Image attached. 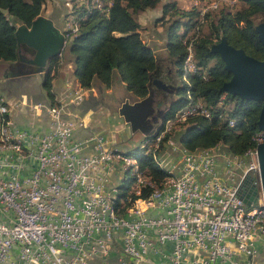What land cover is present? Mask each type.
Returning <instances> with one entry per match:
<instances>
[{"label":"built area","instance_id":"built-area-1","mask_svg":"<svg viewBox=\"0 0 264 264\" xmlns=\"http://www.w3.org/2000/svg\"><path fill=\"white\" fill-rule=\"evenodd\" d=\"M210 2L196 0L192 8L202 17ZM111 6L107 0L106 12ZM63 32L68 40L74 35ZM188 65L196 69L193 50ZM76 95L82 100L81 92ZM30 109L48 114L49 129L18 130L12 122L13 135H23L30 150L6 142L0 148V264H247L243 258L257 253L264 217L253 219V209L264 205L262 190L251 207L239 197L249 176L259 189L257 151L247 160L223 152L185 157L175 141L164 154L178 173L171 192L137 206L128 219L112 221L108 206L117 184L111 174L121 173L120 161H125L117 147L99 134L77 140L75 132L85 122L64 119L59 106ZM194 111L210 118L203 101ZM177 117H186L185 108ZM119 247L120 256L112 260Z\"/></svg>","mask_w":264,"mask_h":264},{"label":"trees","instance_id":"trees-1","mask_svg":"<svg viewBox=\"0 0 264 264\" xmlns=\"http://www.w3.org/2000/svg\"><path fill=\"white\" fill-rule=\"evenodd\" d=\"M50 1L0 0V62L19 61L15 35L17 28H31ZM112 1L108 12L79 7L77 4L71 11L70 15L79 22V31L71 35L61 56L50 62L48 72L44 75V89L52 106H59L52 91V81L60 61L71 56L75 65L74 75L83 90H91L96 86L110 90L118 81L127 85L132 97L142 100L149 96L151 78L167 83L177 79V84L180 83L176 90L177 97L168 102L166 120L174 118L177 112L197 100L205 103L210 118L197 115L180 124V130L176 129L164 140L160 153L164 151L170 137L191 152L221 147L233 156L242 157L255 149L253 138L259 132L258 122L263 104L242 101L239 97L221 93V88L231 80L232 74L225 69L220 56L213 54L211 49L222 37H226L232 47L262 60L264 46L256 32V16H264V1L238 0L237 5L240 7L235 11L236 6H225L204 18L197 9L185 10L176 1L168 2L163 5V15L159 19V22H166V58L162 60L155 49L144 42L139 16L157 9L163 0ZM204 24L209 28L208 35H204ZM196 30L199 35L185 41L187 35ZM191 45L197 70L187 74L186 82L185 61ZM21 50L23 55H34V51L26 46H22ZM155 90L159 100L157 106L161 108L166 105L167 93ZM231 122L235 125L231 126ZM147 141L144 138L138 148L127 154L136 158L144 174L151 177L156 188H161L168 173L160 168L153 151L145 154L142 145ZM134 184L135 177L129 171L125 172L113 200L121 217L131 207L128 198ZM151 193L152 189L149 188L144 191L143 197L148 198Z\"/></svg>","mask_w":264,"mask_h":264},{"label":"crops","instance_id":"crops-1","mask_svg":"<svg viewBox=\"0 0 264 264\" xmlns=\"http://www.w3.org/2000/svg\"><path fill=\"white\" fill-rule=\"evenodd\" d=\"M175 1L177 5L178 1L181 2L182 9L189 10L191 0L188 2L187 0ZM50 2H52V7L44 16L52 19L60 29L64 28L65 25L63 19H61V13L65 12L63 0H52ZM167 3L168 1L162 3L155 10L142 13L139 18L146 17L147 19V17L153 16L156 17L157 22L163 15V5ZM139 23L142 25L140 20ZM161 23H156L158 25H154L152 28L142 27L140 33L144 42L154 48L156 53L162 50L165 55L167 41L165 28L158 27ZM148 30L150 31L149 34H143L147 33ZM146 35L148 39L145 38ZM23 56L30 57L27 53H24ZM20 65L19 61L16 63L0 62V93L10 103V117L14 128L45 133L49 129L48 114L46 112L35 113L30 109L31 106L39 104L52 106L44 89L45 76L27 75L28 71L17 72L16 68ZM74 69L75 65L71 56L61 60L57 74L52 81V91L55 94L59 108L63 112L64 119L83 120L85 122V127L76 130L75 138L86 140L94 134H99L103 135L112 147L120 148L126 152L138 148L143 143L144 136L139 132L133 134L130 126L119 115V110L126 100L139 101L132 97L127 85L117 81L110 90H105L101 86H96L91 90H83L74 75ZM78 91L82 93V100L77 99L76 93ZM175 97H177V94ZM124 133L128 134L126 140L120 138V134ZM121 174L122 176L118 173L111 174L112 184H116L120 179L122 180L125 174L122 168ZM118 256H120V247L116 248V251L111 255V259L116 260ZM243 259L247 264H264V238L258 240L255 256L252 258L244 257ZM90 264H99V262L98 260H92Z\"/></svg>","mask_w":264,"mask_h":264},{"label":"water","instance_id":"water-1","mask_svg":"<svg viewBox=\"0 0 264 264\" xmlns=\"http://www.w3.org/2000/svg\"><path fill=\"white\" fill-rule=\"evenodd\" d=\"M256 32L264 46V23L256 26ZM15 35L19 46V62L31 67L27 75H46L50 62L61 56L68 43L62 29L44 14L33 22L31 28L18 27ZM22 46L33 50L34 55L24 57ZM211 51L220 56L225 63V69L232 74L231 80L221 88V93L239 97L242 101L262 103L258 127L259 131H264V58L257 60L248 56L244 50L232 47L226 37H222ZM170 88L169 83L151 78L148 97L136 102L126 100L122 104L119 115L130 126L133 134L139 132L146 140H152L159 135L166 121V110H157L155 89L166 92ZM257 153L264 200V144L258 146ZM254 181L255 178L249 176L239 192L240 199L248 207L256 205L260 198L259 189Z\"/></svg>","mask_w":264,"mask_h":264},{"label":"bare ground","instance_id":"bare-ground-1","mask_svg":"<svg viewBox=\"0 0 264 264\" xmlns=\"http://www.w3.org/2000/svg\"><path fill=\"white\" fill-rule=\"evenodd\" d=\"M73 1L74 0H71L70 2L67 3V4L72 3L73 8L75 7L76 4H78L79 7L85 6L87 9H98L103 12L107 11V0H82V1L77 0L76 2ZM191 3L193 7H196V0H191ZM237 3L238 0H211V2L205 6V12L202 18H204L209 13L220 10L224 6L229 8H234L237 5ZM78 31H79L78 21L73 25V27L68 26V28L66 29V32L71 34H77ZM189 50H193L192 45L190 46ZM184 70L186 73L184 80L186 82H187V74L193 73L197 70V69H190V66L188 65V57L185 61ZM189 98L191 99L190 94H189ZM201 101L202 100H197L196 102L191 103L185 107L186 117H177L175 119L171 118L166 120L159 135L156 138L152 139L151 141L148 140L142 146V149L145 151V154L147 155L151 151H153L155 159L158 165L160 166V168L168 173V177L166 178L161 188H156L155 184L152 182L151 177L144 174V172L141 170L139 161L136 158L129 156L126 151L117 148V155L120 158L125 159V161H120V167L122 168L124 173L129 171L131 172L132 176L135 177V184L132 187L130 194L132 193V191L135 192L130 202L131 207L127 209L126 215L121 217L118 215L113 202V200L116 198V194H117L116 191V194L113 197L112 202L108 206V215L112 221H120V219H128L136 214L137 206H143L146 203H152V201L155 200L156 198H163L167 195V192H171L172 185L178 182V173L174 172L173 169L166 164V162L164 161V154L167 150H169L172 147V145L175 143L176 140L173 137H170V139H168L166 143V147L164 151L160 153L159 150L164 140L168 136L172 135L180 124L187 122L190 118L197 115L206 117V115L202 111H194V110H200ZM203 108L205 113H209L204 102H203ZM183 109H181L175 115H181ZM10 113H11V106L9 101L4 95H0V148H3L6 142L7 144L18 145L19 148H22L23 150H30V142L26 140V138L23 135H13L12 119L10 117ZM234 125L235 124L231 122V126ZM160 138H162L160 143L154 146L155 142L158 141ZM253 141L256 144V148L250 150L246 155L242 157L233 156L229 152L223 151L221 147L210 150L191 152L188 149L184 148L183 146L179 145V143L176 141V148H178L180 154L185 157H197L203 154L223 152L226 157H230L231 159L247 160L251 158V155L255 151H257V148L260 144H264V131H259L254 136ZM157 152H159V154ZM142 176H144V180L140 183V179ZM258 186H259V190H262L260 175L258 176ZM149 188L152 189V193L148 198H144L143 197L144 191ZM261 217H264V205H256L253 209V219H260ZM259 227L264 228V218H262V220H259Z\"/></svg>","mask_w":264,"mask_h":264},{"label":"rangeland","instance_id":"rangeland-1","mask_svg":"<svg viewBox=\"0 0 264 264\" xmlns=\"http://www.w3.org/2000/svg\"><path fill=\"white\" fill-rule=\"evenodd\" d=\"M71 0H63V7H64V10H65V12H63V13H61L62 14V17H61V19H63V22H64V28L62 27L61 29H62V31H65V29H67L68 28V26L69 27H73V25L77 22V21H75V19L70 15V13L71 12H69L70 10H68L67 8H66V6H65V4H67L68 2H70ZM77 0H74L73 2H76ZM166 1H175V0H163V2L162 3H164V2H166ZM189 0H187V2H188ZM52 2H49L46 6H45V8H44V11H43V14H47V12L51 9V7H52V4H51ZM72 4V3H71ZM189 4V3H188ZM78 5V4H77ZM178 6H180V8H182L181 7V2L180 1H178ZM193 7V5H192V3L190 4V6L188 7L189 9H191ZM225 7V6H224ZM224 7H222V8H224ZM238 7H240V5L238 4V5H236V8H234V10L233 11H235ZM221 8V9H222ZM193 9H196V8H193ZM67 10V11H66ZM60 14V15H61ZM139 20H140V22L142 23V27H147V28H152L154 25H158V24H156V23H161V21L159 22V20L156 22V17H153V16H150V17H147V19H146V17H142V18H139ZM264 21V16L263 15H257L256 16V23H257V25H259V24H261V23H264L263 22ZM165 25H166V22H163V23H161V24H159V26L158 27H163V28H165ZM209 30V28H208V26H205V24H204V27H203V32L204 33H206V34H204V35H208V30ZM150 33V31L148 30V32L147 33H143V34H149ZM199 34H197V30L196 31H192V32H190L188 35H187V37H186V39H185V41H187V40H193V39H195L196 38V36H198ZM203 35V34H202ZM148 36L146 35L145 36V38H147ZM148 39V38H147ZM157 55L159 56V58H161V60L162 59H164L165 58V55H164V53L162 52V50L161 51H159V52H157ZM161 64H163L164 65V63H162V61H161ZM212 64H214V63H212ZM165 66V65H164ZM171 69V68H170ZM169 75V74H168ZM171 90H173V89H171ZM160 99V98H159ZM163 99V98H162ZM167 101H169V103L170 102H172L173 100H175V98H174V92L173 91H170V92H168V95H167ZM159 100H158V98H157V102H158ZM165 107V105L161 108V109H163ZM180 130V128L178 127L177 128V130L176 131H179ZM127 133H124V134H120V138L122 139V140H126V137H127ZM139 135V134H138ZM123 174V173H122ZM122 174L121 173H119L118 175H121L122 176ZM120 180H118L117 182H116V184L117 185H119V182Z\"/></svg>","mask_w":264,"mask_h":264},{"label":"flooded vegetation","instance_id":"flooded-vegetation-1","mask_svg":"<svg viewBox=\"0 0 264 264\" xmlns=\"http://www.w3.org/2000/svg\"><path fill=\"white\" fill-rule=\"evenodd\" d=\"M31 70V67L30 66H24V64L22 65H20V66H18L17 68H16V71L17 72H27V71H30ZM170 85H171V88H170V90L169 91H166V93H167V95H168V92H170V91H173L174 92V97L176 96V90H177V86H179V84L180 83H178L177 84V79H175L174 81H172V82H170L169 83ZM171 89H173V90H171ZM168 102L169 101H165V103H166V105H165V107L163 108V109H161V108H159L158 106H157V110L158 111H160V110H166L167 111V109H168Z\"/></svg>","mask_w":264,"mask_h":264}]
</instances>
